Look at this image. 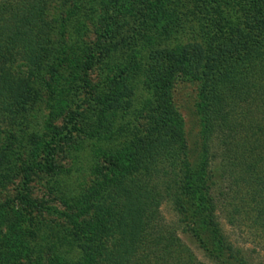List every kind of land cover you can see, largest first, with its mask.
<instances>
[{
    "label": "trees",
    "instance_id": "1",
    "mask_svg": "<svg viewBox=\"0 0 264 264\" xmlns=\"http://www.w3.org/2000/svg\"><path fill=\"white\" fill-rule=\"evenodd\" d=\"M145 1L101 0L99 36L109 40L104 63L118 61L121 79L97 85L90 107L61 136L67 140L74 132L115 145L111 167H96L100 178L84 189L64 184L56 197L59 207L32 198L27 189L0 206L1 211L16 201L47 223L37 227L38 235L24 231L29 248L17 253L26 261L19 264H192L178 233L166 225L165 204L185 232L195 227L192 208H202L222 264H248L243 250L225 235L222 216L233 228L246 219L264 237V0ZM46 3L0 0V121L22 125L40 98L12 72L15 56L26 65H42L50 56ZM147 32L153 39L147 57L128 53L124 43L130 34ZM141 70L139 90L148 98L137 105L130 80ZM180 77L199 85L198 181H192L183 122L169 94ZM122 105L132 109V121L112 117L110 111L118 113ZM4 152L0 188L21 174ZM34 164L26 165L28 171L56 170L48 159ZM72 171L62 168L61 174ZM28 220L38 221L18 216L13 226L22 228ZM3 245L8 244L0 239V264L10 260Z\"/></svg>",
    "mask_w": 264,
    "mask_h": 264
},
{
    "label": "rangeland",
    "instance_id": "2",
    "mask_svg": "<svg viewBox=\"0 0 264 264\" xmlns=\"http://www.w3.org/2000/svg\"><path fill=\"white\" fill-rule=\"evenodd\" d=\"M140 1L146 3L145 0ZM100 2L101 0H47L45 18L52 40L48 60L42 65H26L19 56L14 58L13 75L27 81L30 87L39 92L40 98L22 125L15 124V120L0 121V152L3 153L8 146L4 154L9 155L10 163L21 169L18 177L1 186L0 206L17 198L21 190L27 189L32 198L42 200L49 206L59 207L61 203L56 197L64 184L67 187L75 186L77 190L84 189L100 178L101 170H96V167H111L110 159L115 156V145L94 143V140L74 132L67 140L61 138L64 129L75 124L81 113L90 107L91 100L97 93V85L107 79H121L122 68H117L118 61L104 63L103 52L107 50L109 40L99 36V31L104 27V21L99 19L103 14L97 10ZM152 40L151 32L135 36L130 34V39L124 44L129 47L128 53H138L146 58ZM124 50L127 51L128 48ZM142 72L141 70L137 76L132 75L130 80L136 93L132 97L137 105L148 98L147 93L139 90L143 80ZM169 94L174 111L183 122L184 140L190 150L192 181H198L202 127L197 107L199 85L186 77H180L174 81ZM122 106L118 113L110 111L112 117L118 122L132 121V109L125 110L124 105ZM138 113L137 108L133 115ZM29 134H32V138L28 137ZM20 138L25 139L24 143L19 142ZM56 140L61 143L54 144ZM48 153L55 155L54 158L48 157ZM47 159L56 166L55 171L49 173L46 170L40 171L37 167L32 172L28 171L26 165H39L47 162ZM62 168L73 171L63 175ZM201 209L197 205L192 208L190 221L192 219L196 228L192 225L191 231L186 232L171 205L165 204L161 212L166 225L178 233L179 239L187 248L192 264H222L225 260L220 246L208 231L206 215ZM17 215L32 216V219L37 218L38 221L28 220L22 228L18 224L13 226L18 219ZM45 219L47 222H55L56 216H45ZM220 219L225 235L236 248L243 250L247 263L264 264V237L259 229L252 223H247L246 219H241L239 226L235 228L228 225L223 216ZM40 220L35 212L31 213L28 207L18 205L16 201L7 204L0 211V239L8 244L7 247L3 245V250L10 256L5 264L26 263L25 257L17 259L19 251L29 248L24 241V231H33L38 235L37 227L47 224ZM30 242V245L37 243L36 239Z\"/></svg>",
    "mask_w": 264,
    "mask_h": 264
}]
</instances>
